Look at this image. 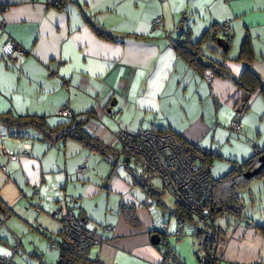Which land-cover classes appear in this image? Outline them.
<instances>
[{
  "label": "crops",
  "instance_id": "0c3cea01",
  "mask_svg": "<svg viewBox=\"0 0 264 264\" xmlns=\"http://www.w3.org/2000/svg\"><path fill=\"white\" fill-rule=\"evenodd\" d=\"M157 17L162 23L153 28ZM0 19L6 20L0 36V114L42 118L56 126L64 119L55 109L67 105L84 120L83 130L107 148L103 154L76 139H61L60 131L47 139L32 127L21 134L36 131L31 134L37 138L34 142L26 136L6 139L9 151L28 148L29 156H21L7 172L0 168V226L6 220L14 236V226L23 230L30 224L25 217L33 206L40 209L35 211L37 231L48 239L60 236L61 225L52 211L65 202L86 228L101 233L107 224L115 227L114 232H102V246L87 250L92 260L159 264L164 246L153 244L145 232L154 222L167 226L165 239L182 261L196 264L194 220H178L175 200L166 198L168 192L156 175L123 154L115 133L171 131L183 144L208 154L212 179L262 150L264 0H61L59 7L47 6L46 0H0ZM224 23L228 36L219 30ZM213 26L227 40V50L208 41L198 57L205 64L222 63L231 77L214 74L207 83L176 45L199 40ZM96 29L115 37L105 39ZM7 36L27 51L16 62L3 57L1 45ZM206 47L214 55L206 57ZM246 68L258 79L252 90L236 83ZM238 111L242 130L237 133L229 123ZM4 162L0 155V165ZM79 166H84L82 172L76 171ZM259 181L246 188L249 197L264 195V177ZM146 183L155 193L147 192ZM33 186L38 188L34 197ZM13 216L23 224L15 218L11 225ZM179 223L182 235L176 237ZM260 227L248 231L253 227L246 223L224 229L220 264H264ZM4 253L0 247V255L8 259Z\"/></svg>",
  "mask_w": 264,
  "mask_h": 264
},
{
  "label": "built area",
  "instance_id": "2783aa9c",
  "mask_svg": "<svg viewBox=\"0 0 264 264\" xmlns=\"http://www.w3.org/2000/svg\"><path fill=\"white\" fill-rule=\"evenodd\" d=\"M49 7H59L61 0H46ZM3 7V10H6ZM162 19L157 17L152 22V27H158ZM6 20L0 19V36L5 34ZM220 32L228 36L229 27L227 23L219 26ZM3 57L11 62H16L19 55H24L27 51L13 38L7 36L1 45ZM213 71L205 69L203 78L210 83L213 78ZM57 115L71 118L74 114L67 105L58 106L55 109ZM242 111L235 113L229 123L232 132H241L242 126L240 117ZM78 117V116H77ZM79 118V117H78ZM79 120H81L79 118ZM116 137L121 143L123 154L134 160L144 171L156 175L161 181L165 190L173 197L176 203L183 206L192 216L198 228H207L210 231L209 247L204 249L199 247L195 251V256L202 264H220L218 247L220 239V228L215 225V217L210 208L205 206V199L212 189V178L208 163L203 156L181 142L178 136L171 131H157L154 129H139L135 131L119 129ZM8 139L5 126L0 123V155L5 157V162L0 165L2 171L7 172L12 163L18 162L21 156H29L28 148L19 153H13L5 146ZM84 166L76 168L77 172H82ZM38 193L37 186L32 188V196ZM39 212L38 207L35 208ZM52 216L61 225L60 241L49 244V250L60 249V251L82 250L98 248L105 243L102 232H114L112 225L103 226L100 233L95 228H86L77 220L74 209L65 202H60L52 211ZM167 226H159L152 222L145 227L148 234L159 233L163 239L161 244L164 252L159 264H185L178 254L166 241ZM182 235V226L179 223L174 232V236ZM0 264H14L12 261L0 255ZM58 264V263H56Z\"/></svg>",
  "mask_w": 264,
  "mask_h": 264
},
{
  "label": "trees",
  "instance_id": "16d2710c",
  "mask_svg": "<svg viewBox=\"0 0 264 264\" xmlns=\"http://www.w3.org/2000/svg\"><path fill=\"white\" fill-rule=\"evenodd\" d=\"M215 27V28H214ZM98 34L105 39H112L113 35L96 29ZM219 36V31L216 26H213V30H207L203 33L201 38L195 42H184L178 43L177 48L181 50V53L188 60V62L194 66L199 71H204L205 69H211L214 74L219 76L231 77L227 72L225 66L220 62L212 61V63L205 64L198 57L202 51V45L206 42L215 40ZM186 43L191 44L189 48ZM247 46L242 47V53H247ZM221 51V50H220ZM223 52H221L222 54ZM224 54V53H223ZM222 54V55H223ZM257 76L249 69L246 68L243 73L236 79V83L245 89L252 90L257 83ZM74 114V113H73ZM60 123L56 126H50L42 118H36L32 116H11L8 114H0V123H2L6 128L7 137H21L25 138L21 134V130L32 127L36 129L42 136L47 139H51V135L61 132L59 138H73L85 145L89 146L91 149H95L100 153H106V147L103 142L94 136H91L83 130L84 120H79L77 115H73L71 118L62 117ZM168 131V130H163ZM180 139V138H179ZM182 142V141H181ZM183 143V142H182ZM197 152H199L204 160L208 163L210 157L206 152L198 149L196 146H190ZM262 150H256L254 154L246 158L241 163L233 166L222 176L212 179L213 185L209 195L205 199V206L210 208L212 215L217 218L218 216L233 217L239 219L242 215V209H240V191L245 189L254 179L259 177H264V168L259 171L258 174L252 177H246L245 172L255 169L259 165L258 157ZM148 186L147 192H153L152 187L146 183ZM155 193V192H153ZM174 214L177 216L180 222H184L193 219L190 213L180 204H175ZM264 232V226L260 227ZM195 235L198 239L199 247L207 249L209 247V235L210 231L207 228H197ZM88 249L82 250H72V251H60L58 264H101L97 260H92L87 255Z\"/></svg>",
  "mask_w": 264,
  "mask_h": 264
},
{
  "label": "rangeland",
  "instance_id": "374dc122",
  "mask_svg": "<svg viewBox=\"0 0 264 264\" xmlns=\"http://www.w3.org/2000/svg\"><path fill=\"white\" fill-rule=\"evenodd\" d=\"M203 52L206 57L214 55L210 49H207V47L203 49ZM34 132L36 131H30L31 134H34ZM31 134L25 135V139L29 142H34L37 138H35V135L33 136ZM130 162V166H134V162L132 160ZM262 178L263 177H259L252 182H260L259 180H262ZM153 180L157 181L156 179ZM252 182L250 184H255ZM249 185L246 188H248ZM246 188L240 191V195L242 196L241 206L243 208L240 219L226 217L224 215L218 216L215 219V225L220 228V234H222L226 228L231 230L235 226L244 227L246 223L253 227L252 229H247L248 231H253L255 225L258 224L264 226V195L256 194L249 197ZM165 195L170 202H174V199L169 193H166ZM32 199L33 198H31V200ZM31 200H29L30 203ZM36 216L35 207L28 206V217L26 216L25 219H27L30 224L24 225L23 230L13 225L17 231V234L14 236L8 230V227L10 226L7 224V221L5 220L1 223L0 237L2 238V242L0 243V247H3L4 254L8 255L10 260L12 259L11 261L15 264H56L59 260L61 254L60 249L49 250V244L52 242H59L60 236H51V239H48L41 235L37 231L40 227L37 226L35 222ZM13 217L14 218L9 222L11 225L12 220L15 218L23 224V222L18 219L19 217ZM193 224L197 228L195 220ZM175 238L176 237L171 236V239L175 240ZM192 256L196 264H202L198 261L194 253H192Z\"/></svg>",
  "mask_w": 264,
  "mask_h": 264
},
{
  "label": "water",
  "instance_id": "95a60500",
  "mask_svg": "<svg viewBox=\"0 0 264 264\" xmlns=\"http://www.w3.org/2000/svg\"><path fill=\"white\" fill-rule=\"evenodd\" d=\"M213 42H215V45L221 50L223 51L227 50L228 42L225 38L218 36ZM212 48L216 49L215 46H212ZM258 161H259V165L255 169L245 172L246 177H252L258 174L259 171L264 168V152L260 154V156L258 157ZM150 238H151V242L155 245L160 244L161 239H162L159 233L151 234Z\"/></svg>",
  "mask_w": 264,
  "mask_h": 264
}]
</instances>
